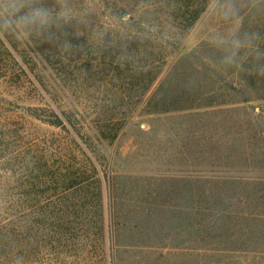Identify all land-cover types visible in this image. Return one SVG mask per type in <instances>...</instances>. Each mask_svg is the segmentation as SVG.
Listing matches in <instances>:
<instances>
[{
	"label": "rangeland",
	"instance_id": "obj_1",
	"mask_svg": "<svg viewBox=\"0 0 264 264\" xmlns=\"http://www.w3.org/2000/svg\"><path fill=\"white\" fill-rule=\"evenodd\" d=\"M91 1L40 3L58 26L63 18L57 17L70 6L96 13L105 2ZM110 1L111 19L103 25L88 21L83 29L87 37L98 36L97 46L109 54L67 51L57 42L55 26L50 39L16 33L20 54L33 62L46 86L38 91L28 78L26 86L21 81L26 88L0 84V111L23 113L10 103L50 104L82 115L97 163V171L87 174L97 173L103 197L100 211L81 213L86 227L60 235L48 229L45 243L33 247L29 260L20 259L27 264H264V181L225 180H264V150L255 149L264 147L258 140L264 138V75L258 72L264 71V57H255L257 48L264 53V0H220L238 10L230 19L217 9V0ZM254 33L259 39L249 42L246 37ZM236 38L242 41L239 49ZM233 54L234 62H226ZM80 56L96 58L93 76ZM45 57L82 62L63 74L64 83ZM162 57L168 63L158 72L160 63L153 60ZM90 192L87 201L93 203L97 189ZM4 253L0 244L1 258Z\"/></svg>",
	"mask_w": 264,
	"mask_h": 264
},
{
	"label": "trees",
	"instance_id": "obj_2",
	"mask_svg": "<svg viewBox=\"0 0 264 264\" xmlns=\"http://www.w3.org/2000/svg\"><path fill=\"white\" fill-rule=\"evenodd\" d=\"M110 4V0H105L96 13L90 8L82 11L70 6L65 15L57 17L63 18L55 26L58 29L55 35L60 39L57 42L71 52L90 49L100 54L111 53L110 49L97 46L101 43L98 36L95 38L92 33L88 37L83 35L84 25L88 26L89 22L97 21L103 25L104 19H111ZM19 43L16 34L0 40V84L26 88L21 81L28 78L29 83L41 91L46 83L35 72L33 62L20 54ZM85 58L82 59L87 66L85 70L93 76L97 60L94 57ZM45 61L64 83L67 77L64 81L63 74L68 76L69 70L75 72L77 67L73 63L82 62L71 57H45ZM153 61L160 63L158 72L168 63L165 57ZM141 69L145 70L146 66ZM24 81L26 86L27 79ZM154 81H150L148 87ZM10 106L23 113L14 111L10 115L0 111V114L3 113L0 115V244L5 249L0 264H27L20 258L29 260L33 247L45 243L46 230L51 229L54 234L60 235L87 226L88 219L81 213L103 208L102 182L96 177L97 173L94 176L87 174L97 171V163L92 155L91 129H87L82 115L57 111L50 104L19 107L18 103H10ZM3 108L0 107V110ZM45 127L59 129L60 133L55 135ZM117 135L114 133L112 138ZM256 136L259 134L256 133ZM255 149L263 151L264 147L259 145ZM225 180L234 181L231 183L242 181L241 184L264 181L243 178ZM93 188L97 189L96 201L89 203L87 200L94 194L90 192ZM99 221L102 225V220ZM61 240L56 242L61 243Z\"/></svg>",
	"mask_w": 264,
	"mask_h": 264
},
{
	"label": "clouds",
	"instance_id": "obj_3",
	"mask_svg": "<svg viewBox=\"0 0 264 264\" xmlns=\"http://www.w3.org/2000/svg\"><path fill=\"white\" fill-rule=\"evenodd\" d=\"M217 9H220L224 18L230 19L238 15L235 5L227 2L221 3L217 0ZM55 26V18L52 11L44 7L40 0H0V40L6 39L9 35L19 32L32 35L47 34L50 39L53 36L51 29ZM249 42L259 39L258 34H250L246 37ZM233 44L236 49L242 44L239 38L234 39ZM256 59L264 57V53L255 49ZM226 62H234L232 57H226ZM264 75V71L258 70Z\"/></svg>",
	"mask_w": 264,
	"mask_h": 264
}]
</instances>
